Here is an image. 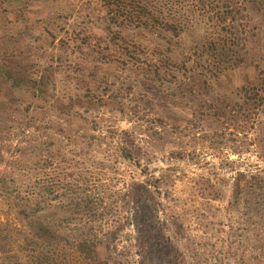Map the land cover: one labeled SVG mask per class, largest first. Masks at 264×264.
<instances>
[{
    "label": "rangeland",
    "instance_id": "obj_1",
    "mask_svg": "<svg viewBox=\"0 0 264 264\" xmlns=\"http://www.w3.org/2000/svg\"><path fill=\"white\" fill-rule=\"evenodd\" d=\"M231 3L241 46L238 59L245 66L220 73L222 67L189 63L186 72L169 75L154 73L153 65L162 66V60L145 49L149 38L112 40L98 1L85 8L74 0L75 10L65 21L53 15L59 3L1 4L0 65L15 60L33 67V79L44 76V93L36 98L27 85L12 88L0 76V173L7 183L34 195L51 177L65 175L84 178L93 190L109 195L132 177L158 178L174 167L173 183L161 184L160 192L170 200L160 199V210L182 223L187 264H231V239L240 233V221L229 204L230 187L238 173L264 169L259 159L264 127L257 135L256 107L243 105L239 93L241 85L264 80V20L242 0ZM202 8L223 11L219 0H203ZM125 49L137 51L135 60L122 54ZM82 134L93 146L79 158L73 143ZM48 141L58 148L51 150L54 158L44 172V158L35 153ZM122 144L136 150L138 163L120 158ZM176 152L185 158H173ZM20 153L28 157L21 165ZM30 158L33 170L26 167ZM20 227L0 203V264H13L14 255L25 264L17 248ZM126 233L118 236L117 253L126 245ZM137 258L123 264H136Z\"/></svg>",
    "mask_w": 264,
    "mask_h": 264
},
{
    "label": "trees",
    "instance_id": "obj_2",
    "mask_svg": "<svg viewBox=\"0 0 264 264\" xmlns=\"http://www.w3.org/2000/svg\"><path fill=\"white\" fill-rule=\"evenodd\" d=\"M9 1L13 0H0V6ZM45 1L59 3L52 8L59 21L68 19L75 10L73 6L76 7L74 0ZM96 1L97 8L104 12L107 33H113L112 40L122 36L150 39L143 41L145 49L150 47V54L159 55L162 60V66L153 65L156 75L186 72L189 63L194 66L207 63L211 69L217 66L218 71L222 67L220 73L245 66L238 59L241 46L231 0H219L223 5L219 13L204 11L203 0H78V3L88 8ZM242 1L264 20V0ZM63 3L67 10L61 6ZM145 49L140 52L145 54ZM124 51L122 54L127 59L135 60L136 50ZM171 55H176V60ZM33 73L32 66L15 60L0 65L4 82L12 88L27 85L29 93L36 98L44 93V76L35 80ZM263 88L262 79L239 88L242 104L256 107L257 135L261 125L264 127ZM261 142L257 138L258 148ZM92 146L86 134L73 143L79 158ZM57 148L55 142L48 141L44 149L35 153L36 158H44L42 171L45 172L54 158L51 150ZM118 149L121 159L129 164L138 163L134 148L122 144ZM20 154L17 163L21 165L28 157ZM171 156L177 160L185 158L180 152ZM259 159L264 163V152ZM30 160L26 167L33 170ZM175 172L176 168L167 167L158 178L132 177L121 191L109 195L100 189L93 190L84 178L72 176L68 180L65 175L51 177L34 195H23L0 173V203L20 222L17 248L25 257V264H123L124 259L134 256L138 257L133 259L136 264H187L185 244L189 243L182 238L183 225L174 215L167 217L160 210V199L170 200L160 192L161 184L164 180L172 184ZM228 200L240 221V233L231 239V264H264V169L247 175L238 173ZM125 229L128 231L126 245L117 253L116 241ZM13 262L20 264L15 255Z\"/></svg>",
    "mask_w": 264,
    "mask_h": 264
}]
</instances>
